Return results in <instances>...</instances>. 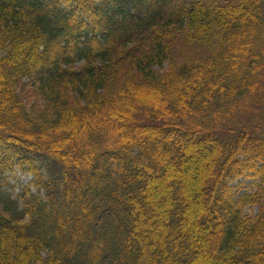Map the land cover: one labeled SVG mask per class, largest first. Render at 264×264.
I'll use <instances>...</instances> for the list:
<instances>
[{"label":"trees","instance_id":"16d2710c","mask_svg":"<svg viewBox=\"0 0 264 264\" xmlns=\"http://www.w3.org/2000/svg\"><path fill=\"white\" fill-rule=\"evenodd\" d=\"M0 264H264V0H0Z\"/></svg>","mask_w":264,"mask_h":264},{"label":"rangeland","instance_id":"374dc122","mask_svg":"<svg viewBox=\"0 0 264 264\" xmlns=\"http://www.w3.org/2000/svg\"><path fill=\"white\" fill-rule=\"evenodd\" d=\"M151 96H147V97H151ZM197 148H198V150H201L200 151L201 153H197L198 155H201L204 153V151L201 148H199V146ZM197 148H195V149H197ZM205 157H206V155L204 153L202 158L205 159ZM205 167L206 168L208 167L207 163L205 164ZM6 176H7L8 184L4 188L7 189L10 192V194L12 195V197L16 198V199H18V195L22 192L23 187H26L28 184H30V182L33 179L31 174L22 173L21 171H17L16 173H8ZM193 179H195V178H193ZM253 180H254L253 178H247V179L243 178V179H238L235 182H233L234 193L236 195L240 196L242 193L249 192L251 190L253 191L254 186L251 184ZM187 182L192 183L193 180L190 179ZM258 211L259 210H258L257 206L246 207L244 209V214L247 216H252V215H256L258 213ZM44 258H46V254L44 255Z\"/></svg>","mask_w":264,"mask_h":264}]
</instances>
